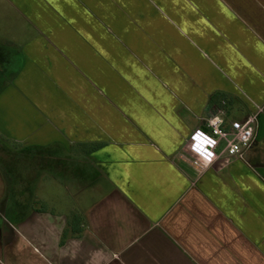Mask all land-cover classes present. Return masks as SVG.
Returning a JSON list of instances; mask_svg holds the SVG:
<instances>
[{"label":"crops","instance_id":"0c3cea01","mask_svg":"<svg viewBox=\"0 0 264 264\" xmlns=\"http://www.w3.org/2000/svg\"><path fill=\"white\" fill-rule=\"evenodd\" d=\"M217 110L253 140L207 163ZM0 139L66 200L10 183L0 264H264V0H0Z\"/></svg>","mask_w":264,"mask_h":264},{"label":"built area","instance_id":"2783aa9c","mask_svg":"<svg viewBox=\"0 0 264 264\" xmlns=\"http://www.w3.org/2000/svg\"><path fill=\"white\" fill-rule=\"evenodd\" d=\"M256 115L227 121L217 110L205 122V129L195 128L186 139V147L203 161L213 162L221 154L240 155L253 140Z\"/></svg>","mask_w":264,"mask_h":264},{"label":"trees","instance_id":"16d2710c","mask_svg":"<svg viewBox=\"0 0 264 264\" xmlns=\"http://www.w3.org/2000/svg\"><path fill=\"white\" fill-rule=\"evenodd\" d=\"M40 160L39 156L30 155L24 150L9 151L7 153V167H5V170L11 177V179H9L11 180L10 185H12L13 192L16 194L15 207L17 209L18 219H22L24 217L25 211L30 206V197L26 196V191L30 192V184L26 185V175L29 174V168L32 169V172H34V170L39 171L41 169ZM4 201L9 202L8 194ZM5 214L6 217H8V209Z\"/></svg>","mask_w":264,"mask_h":264},{"label":"rangeland","instance_id":"374dc122","mask_svg":"<svg viewBox=\"0 0 264 264\" xmlns=\"http://www.w3.org/2000/svg\"><path fill=\"white\" fill-rule=\"evenodd\" d=\"M7 144V145H6ZM20 147H16L13 146L9 143H5L4 140L0 139V184H1V189L2 191H4V193L6 192V194L4 196H2V199L0 200V212H2L4 214V218L7 220H9V216L6 217V210L9 208L8 203H13L14 200L13 199H9V202L4 201V199L7 196V191H8V187L10 184L9 179H11L10 175L6 172V160H7V153L9 151H19ZM29 175L32 174V169L29 168L28 170ZM12 176V175H11ZM31 177V176H30ZM37 178V177H36ZM50 187H52L51 189H49V193L47 190V186L46 185H42L41 183V179H37V182L35 184H33L32 186V190H30L29 194H31L33 196V193H35L34 196L37 197L38 200L42 199V196L47 197L46 195H49L52 197V200L50 199V201L52 202V204L54 205V210H62L63 206H65V198L62 195L63 193H61L60 188H58V186L56 185H50ZM29 194L27 196H29Z\"/></svg>","mask_w":264,"mask_h":264}]
</instances>
